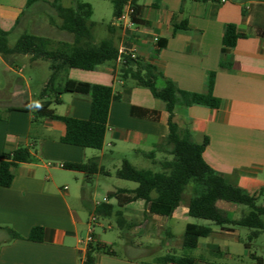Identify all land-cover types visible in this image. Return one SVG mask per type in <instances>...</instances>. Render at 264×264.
I'll return each instance as SVG.
<instances>
[{
	"label": "crops",
	"instance_id": "crops-1",
	"mask_svg": "<svg viewBox=\"0 0 264 264\" xmlns=\"http://www.w3.org/2000/svg\"><path fill=\"white\" fill-rule=\"evenodd\" d=\"M85 1L92 5V16L96 3H112ZM73 6V0H0V27L9 32V44L10 37L18 39L23 33L73 42V33L52 21L55 8ZM129 8L127 3L124 12ZM136 8L140 22H133L131 16L127 20L113 16L103 39L111 37L118 47L134 48L136 57L154 64L164 77L186 91L206 93L210 73L215 72L213 94L220 105L178 104L173 120L190 129L195 142L201 144L207 138L203 152L206 162L264 205V36L259 33L264 31V0H138ZM93 21L95 41L99 42L103 39L97 37V22ZM228 24H235L242 36L229 53H224ZM21 56L31 66L39 64L40 59L32 60L28 54L12 56V63L0 54V73L7 75L6 81L12 80L11 73L19 75L9 98L0 100V163L3 153L19 147H29L31 152L29 161L12 168L11 185H0V227L21 235L12 239L0 229V264H177L162 259L183 251L182 244L174 246L177 238L182 240L175 228L180 225L185 230L188 223L208 225L213 230L210 236L199 238L195 249L202 246L206 252L192 255L195 264H226L214 256L224 253L233 258L237 254L227 240L238 235L236 228H221L189 216L190 187L172 214L164 216L151 213L144 200H127L129 194L121 189L137 186L99 191L97 176L104 173L86 179L84 173L65 168L69 162L98 158L107 172L104 175H109L103 165L108 148L113 155L122 156L131 150L139 157H148L146 153L158 148L151 158L155 164L172 158L166 142V103L135 80L122 77L121 61L66 72L69 79L111 86L121 96L111 102L102 149H93L62 142L66 125L61 120L34 121L33 105L39 99L34 101L30 86L33 77L24 73L27 65ZM222 62L229 65L221 66ZM49 77L44 74L40 78L42 88ZM164 85L165 79L160 78L158 86ZM61 99V103L52 104L58 115L90 117V94L67 92ZM102 203L111 208H104L101 214L121 212L116 223L99 219L98 206ZM226 207L229 214L239 208ZM93 215L96 222L91 221ZM35 227L42 228L38 239L32 238ZM115 228L118 230L113 235L110 231Z\"/></svg>",
	"mask_w": 264,
	"mask_h": 264
},
{
	"label": "trees",
	"instance_id": "trees-1",
	"mask_svg": "<svg viewBox=\"0 0 264 264\" xmlns=\"http://www.w3.org/2000/svg\"><path fill=\"white\" fill-rule=\"evenodd\" d=\"M73 1L72 8H55V15L52 16V21L58 28L73 33V42L56 41L23 33L15 44L10 46L9 32L0 27V54L10 63L13 61L12 56L21 54L30 55L32 60L49 61L51 74L42 88L39 100L33 105L34 121L41 118L61 120L66 125V132L61 137L62 142L84 148L102 149L111 102L121 96L114 93L111 86L69 79L66 72L70 68L93 70L100 64L116 61L119 57V47L111 37L96 42L92 5L85 0ZM137 1L112 0L114 17L118 18L123 13L125 5L130 3L133 9L130 15L131 20L140 22L137 18ZM259 33L264 36V31ZM241 36L235 24H228L223 36L222 51L229 53ZM122 57L120 75L131 78L137 85L150 89L154 97L166 103V110L169 113V134L166 142L171 146L169 153L172 155L171 159L161 161L162 171L159 172L138 168L129 160L123 159L121 167L116 172L117 176L137 183L134 189H121L122 192L129 194L127 200H144L150 205L151 213L169 216L182 201L184 192L190 187L189 216L209 220L221 228L229 225L247 227L252 230L249 234L250 241L258 237L264 231L262 218L264 205H259L255 195L228 182L206 162L203 152L208 143L207 138L201 144L195 142L190 129L181 128L173 120L178 104L185 106L203 104L213 108L220 105V99L213 94L215 72L210 73L206 93L191 92L180 89L174 81L164 77L154 64L130 55ZM225 65L229 63H221V66ZM160 78L165 79V85L162 87L158 86ZM67 92L91 95V113L88 119L61 116L55 112L52 104L61 103V95ZM157 150L158 148L146 155L155 158ZM30 159L29 147H19L12 152L3 153L0 163V185L10 186L14 178L12 168ZM64 166L66 169L84 173L86 179L97 173L107 174L100 166L98 158H92L86 162H69ZM153 193L156 195L152 196ZM226 203L245 205L250 208V211L234 219L226 209ZM108 207L111 208L107 203H102L98 206V212L101 214L104 208ZM118 215L121 216L120 211ZM0 229L7 231L12 239L21 237L8 227H0ZM212 232V228L208 225L188 223L182 236V248L185 252L182 255L167 254L162 260L177 264H195L196 259L189 251L198 246L199 238L208 237ZM41 234V227H35L32 230L34 239H38ZM261 263L260 259L259 264ZM86 264H89V261Z\"/></svg>",
	"mask_w": 264,
	"mask_h": 264
},
{
	"label": "rangeland",
	"instance_id": "rangeland-1",
	"mask_svg": "<svg viewBox=\"0 0 264 264\" xmlns=\"http://www.w3.org/2000/svg\"><path fill=\"white\" fill-rule=\"evenodd\" d=\"M101 5L104 6V10L101 9ZM106 9H109L106 13ZM103 11V12H102ZM113 4L111 2H103L101 4L96 3V12L92 16V19L97 22V27L95 29L96 35L99 39H103L107 37L108 31L107 26L113 19ZM17 37H10V44L13 45L16 42ZM21 61L26 62V68L24 70V73L26 75L32 74L33 80L30 81L31 90L33 92L34 101L36 102L39 99L40 93L42 91V85H40V78H42V75L45 74V76H49L51 73L50 69V62L44 59H40L39 64L37 66H31L29 64L28 60L24 59V56H21ZM10 75V74H9ZM6 74L0 73V100H6L9 98L11 93L15 90L16 84L18 83L17 77H19L18 74L11 73L12 80H9V83L6 81ZM132 81V80H130ZM129 160L133 165L137 166L138 168H147L152 169L155 172L162 171L161 165L159 163H153L151 161V158L143 157V156H137L135 155L131 150H127L124 155L117 156L113 155L110 151V148L106 150V157L103 159V165L106 170L110 172L109 175L99 174L97 177L98 182L100 184L99 191H104L105 189H115L120 187L125 188H132L136 187L137 183L125 180L122 178H119L116 174L117 170L121 167L122 160L123 159ZM190 189V188H189ZM189 193V190L187 191ZM264 200V199H263ZM262 201H259L258 204H260ZM116 208H118V203L115 200ZM227 206H231L233 204L226 203ZM239 208H233V212L230 213V216L234 219L240 218L243 214L250 211V208L245 205H238ZM264 219V216H262ZM99 219L104 222L108 223L109 221H113L116 223L118 219V215L116 212L113 213L112 216H107L105 214H99ZM200 221V223H203V220H196ZM215 226V225H213ZM230 228H236L237 229V236H231L227 240L229 242V247L232 250L236 251V255H234L233 258H230L228 256H225L224 253L222 255H215L214 257L217 262L220 263H226V264H259L260 259L262 260L261 264H264V231L261 232V234L254 238L252 241L249 240V234L251 233V229L243 226H235V225H229ZM118 230L115 228V231H110L111 234H115ZM98 233H103L101 230H97ZM175 231L177 232L178 236L182 238L184 229L180 225H177L175 228ZM181 239L177 238V241L174 243L175 247H180L182 244ZM222 242V240H220ZM218 241V243L220 242ZM161 252H165V250H161ZM185 251H181L180 255H182ZM205 253L206 251L203 249L202 246H200L197 249H192L189 251L191 255H197L199 253Z\"/></svg>",
	"mask_w": 264,
	"mask_h": 264
},
{
	"label": "built area",
	"instance_id": "built-area-1",
	"mask_svg": "<svg viewBox=\"0 0 264 264\" xmlns=\"http://www.w3.org/2000/svg\"><path fill=\"white\" fill-rule=\"evenodd\" d=\"M208 1H210V0H208ZM133 11V9L132 8H129V10L127 11V12H124L123 11V13L118 17V19L119 20H127V19H129V16L131 15V12ZM129 24H130V22H129ZM134 48H132V47H126V46H121V47H119V57L117 58V60H119V61H121L122 62V60H123V55H130L131 57H136V55L134 54ZM91 221L92 222H96L97 221V217L96 216H92L91 217ZM91 235H90V237H89V239L91 240Z\"/></svg>",
	"mask_w": 264,
	"mask_h": 264
}]
</instances>
